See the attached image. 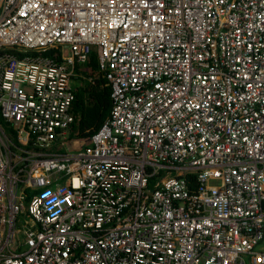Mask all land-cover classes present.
<instances>
[{
	"label": "built area",
	"instance_id": "built-area-1",
	"mask_svg": "<svg viewBox=\"0 0 264 264\" xmlns=\"http://www.w3.org/2000/svg\"><path fill=\"white\" fill-rule=\"evenodd\" d=\"M0 113V264H264V0H0Z\"/></svg>",
	"mask_w": 264,
	"mask_h": 264
},
{
	"label": "crops",
	"instance_id": "crops-1",
	"mask_svg": "<svg viewBox=\"0 0 264 264\" xmlns=\"http://www.w3.org/2000/svg\"><path fill=\"white\" fill-rule=\"evenodd\" d=\"M88 62L85 64L79 63L77 65L78 67H76V71L78 72V76L74 81V85L76 86L75 88L76 95H78V93L79 94L82 93L83 90L85 89L90 91L91 87H95L99 92L102 86H106L107 84V80L104 74H102V71L100 69L99 59L97 54L94 62L91 61V65L93 67L88 66ZM89 99L90 97L87 96V94H84L82 99L75 101L72 108V113L75 116V121L73 122L71 128L68 130V135H67L68 137L65 140L60 139L59 143L55 144L54 146L55 149L53 150H58L63 152L77 148L82 149L87 144L88 135L86 134L85 132L86 130L84 129L86 128V125L83 122L84 116L82 115V112L84 111L83 108L89 104L88 102ZM110 111H111V101H110L108 113L104 121L110 115ZM7 131L9 134L11 133L10 136H12L13 140L17 143V139L14 135L12 128L10 127V129H8Z\"/></svg>",
	"mask_w": 264,
	"mask_h": 264
},
{
	"label": "trees",
	"instance_id": "trees-1",
	"mask_svg": "<svg viewBox=\"0 0 264 264\" xmlns=\"http://www.w3.org/2000/svg\"><path fill=\"white\" fill-rule=\"evenodd\" d=\"M95 59L96 55L93 54L88 62V66H92L91 61L94 62ZM84 94L90 97L88 100L89 104L83 108L84 111L82 112L84 116L83 122L86 125L84 129L88 138L100 128L106 118L111 101V88L106 84V86H102L99 92L95 87H91L90 91L85 89L82 93L76 95V100L82 99Z\"/></svg>",
	"mask_w": 264,
	"mask_h": 264
},
{
	"label": "rangeland",
	"instance_id": "rangeland-1",
	"mask_svg": "<svg viewBox=\"0 0 264 264\" xmlns=\"http://www.w3.org/2000/svg\"><path fill=\"white\" fill-rule=\"evenodd\" d=\"M0 122L6 128V130L10 129V127L12 128L10 123L6 122L2 118L1 113H0ZM25 186L23 185V183L19 182V191L21 192V194L23 193L25 195V199L23 200V202L28 203V200H26V197L28 198V197L33 196L35 193H37L39 191V189L25 188ZM19 203H20V201H19ZM17 218H18L17 227L24 229L23 226H24V224H26V221L29 219V217L27 215H24L23 213H19ZM20 236H22V235H20ZM245 259H246V264H254L252 259H251V256H246Z\"/></svg>",
	"mask_w": 264,
	"mask_h": 264
}]
</instances>
